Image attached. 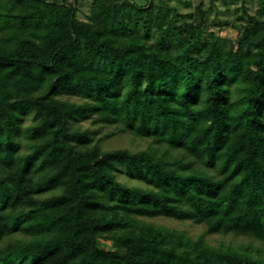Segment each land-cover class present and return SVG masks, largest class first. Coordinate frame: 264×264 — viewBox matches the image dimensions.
Wrapping results in <instances>:
<instances>
[{
  "label": "trees",
  "instance_id": "1",
  "mask_svg": "<svg viewBox=\"0 0 264 264\" xmlns=\"http://www.w3.org/2000/svg\"><path fill=\"white\" fill-rule=\"evenodd\" d=\"M258 3L226 46L154 0H95L87 19L80 0H0V264H264L207 239L264 241ZM84 119L150 145L104 150Z\"/></svg>",
  "mask_w": 264,
  "mask_h": 264
},
{
  "label": "rangeland",
  "instance_id": "2",
  "mask_svg": "<svg viewBox=\"0 0 264 264\" xmlns=\"http://www.w3.org/2000/svg\"><path fill=\"white\" fill-rule=\"evenodd\" d=\"M94 1L80 0L79 17L81 19H87L89 17ZM102 1L112 3L116 1L121 3L124 0ZM130 1L141 6H145L148 2L150 3V0ZM154 2L164 8L166 7L165 14L163 13L164 18H168V15H172V12L175 11L179 15V21L203 22L206 29L204 35L211 39L210 32H212L220 37L222 43L226 46H229L230 41L236 38L239 29L242 27V23L238 19V15L242 12V5L246 4L251 13H254L259 6L258 0H154ZM140 32L143 33L142 27L140 28ZM150 39L153 42L158 41V29L156 26L152 27ZM30 121L31 119L28 118L26 125ZM73 125L80 126L83 130H89L95 141H98L104 150L115 148L139 150L148 148L150 145L149 140L137 138L131 133L121 132L118 125L112 123L95 125L92 119H84L78 123L74 121ZM196 164L199 166V163ZM118 178L129 185L145 186L141 180L129 177L123 172H118ZM145 220L156 225L185 231L192 238H197L205 229L204 225L196 224L189 220L180 221L162 216L146 218ZM207 239L214 246L236 249L254 258L264 260V241L254 236L234 233H215L207 235Z\"/></svg>",
  "mask_w": 264,
  "mask_h": 264
}]
</instances>
